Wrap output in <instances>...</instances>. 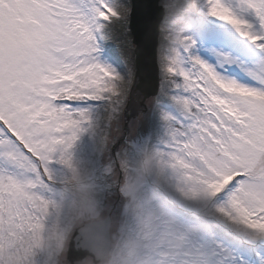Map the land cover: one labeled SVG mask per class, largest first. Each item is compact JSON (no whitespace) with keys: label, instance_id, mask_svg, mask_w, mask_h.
I'll use <instances>...</instances> for the list:
<instances>
[{"label":"snow or ice","instance_id":"obj_1","mask_svg":"<svg viewBox=\"0 0 264 264\" xmlns=\"http://www.w3.org/2000/svg\"><path fill=\"white\" fill-rule=\"evenodd\" d=\"M130 100L171 107L153 175L117 154L78 227L71 149ZM0 165V264H264V0H0Z\"/></svg>","mask_w":264,"mask_h":264},{"label":"rangeland","instance_id":"obj_2","mask_svg":"<svg viewBox=\"0 0 264 264\" xmlns=\"http://www.w3.org/2000/svg\"><path fill=\"white\" fill-rule=\"evenodd\" d=\"M141 103L135 100L128 102L118 129L110 131V144L101 147L100 132L89 131L82 133L71 149L74 162L88 172L96 185L101 211L105 216L112 215L117 220L121 218L124 200L114 184V177L105 175L106 167L116 159L117 154L129 165L139 164L146 152H154L162 146L167 135L161 110L170 111V105L156 107Z\"/></svg>","mask_w":264,"mask_h":264},{"label":"clouds","instance_id":"obj_3","mask_svg":"<svg viewBox=\"0 0 264 264\" xmlns=\"http://www.w3.org/2000/svg\"><path fill=\"white\" fill-rule=\"evenodd\" d=\"M155 165V157L153 151L146 152L142 161L135 165V174L141 179H148L153 175ZM92 184L89 179L88 172L81 167V175L72 183L71 190L72 194L77 201L76 221L75 223L79 225L81 219H87L91 222H102L105 219L101 208L98 206V195L94 187H86V185ZM95 209V214L90 215ZM135 206L129 208L130 214H135ZM83 231V229H82ZM108 245L111 248H116L119 246V241L115 239L107 240ZM98 264H109L108 254H100L98 256Z\"/></svg>","mask_w":264,"mask_h":264},{"label":"water","instance_id":"obj_4","mask_svg":"<svg viewBox=\"0 0 264 264\" xmlns=\"http://www.w3.org/2000/svg\"><path fill=\"white\" fill-rule=\"evenodd\" d=\"M139 91L141 92V94L144 97V100H147L148 97L152 96L155 94V89L154 88H144L143 86H141L139 88ZM144 101H142V105H144Z\"/></svg>","mask_w":264,"mask_h":264}]
</instances>
